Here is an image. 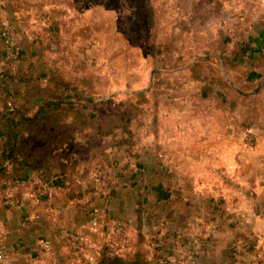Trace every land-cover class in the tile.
Instances as JSON below:
<instances>
[{
	"label": "rangeland",
	"instance_id": "obj_1",
	"mask_svg": "<svg viewBox=\"0 0 264 264\" xmlns=\"http://www.w3.org/2000/svg\"><path fill=\"white\" fill-rule=\"evenodd\" d=\"M0 20L14 49L2 59L0 74L14 76L22 63L36 67L41 80L58 67L72 82L85 76L87 109L119 115L126 125L105 139L110 145L125 138L121 155L132 145L130 158L148 154L155 162L161 128L194 134L205 127L212 134L184 133L192 144L183 159H203L219 175L239 170L264 182V46L234 66L222 59L253 44L264 24V0H0ZM16 52L25 60L19 63ZM202 59L208 80L193 81L189 67ZM210 72L224 84L211 81L204 92ZM150 230L148 224L144 233ZM146 241L149 255L158 257L160 242ZM167 255L176 257L160 256ZM80 264H87L84 257Z\"/></svg>",
	"mask_w": 264,
	"mask_h": 264
},
{
	"label": "crops",
	"instance_id": "obj_2",
	"mask_svg": "<svg viewBox=\"0 0 264 264\" xmlns=\"http://www.w3.org/2000/svg\"><path fill=\"white\" fill-rule=\"evenodd\" d=\"M253 44V50H263L264 24L256 30ZM5 54L0 38L1 65ZM192 131L212 134L205 127ZM184 133L194 135L179 127L161 128L155 162L153 156L141 154L126 158L117 169L91 168L83 177V165L73 168V160L69 164L73 170L64 173L59 158L56 164L46 160L28 169L13 183L0 182V239L7 248L0 264H80L101 242H112L115 223L125 225L127 240L135 237L138 202L151 228L146 240L150 236L160 242L162 252L185 256L186 264H264L261 177L244 176L239 170L219 175L203 159H183L192 144ZM70 148L69 143L63 146ZM220 157L217 163L222 165ZM193 165L209 170L186 169ZM94 206L101 210L100 223L91 229L88 215ZM68 229L84 231L88 242L78 248L66 244L60 233Z\"/></svg>",
	"mask_w": 264,
	"mask_h": 264
},
{
	"label": "trees",
	"instance_id": "obj_3",
	"mask_svg": "<svg viewBox=\"0 0 264 264\" xmlns=\"http://www.w3.org/2000/svg\"><path fill=\"white\" fill-rule=\"evenodd\" d=\"M2 29L3 26H0V33ZM0 38L4 43V39ZM252 50L247 43L238 50L223 55L222 59L226 63L230 61L229 66H234L240 64L244 56L251 57ZM12 51L13 48L5 45L4 57L9 56ZM15 56L19 63L25 60L22 52H16ZM203 60L189 67L191 80H208ZM21 64L14 76L4 72L0 74V182L17 181L28 169L37 168L51 156L63 159L64 173L71 172L77 165H83V177H86L91 168L95 172H102L106 168L117 169L121 161L131 157L132 145L125 148V155L118 153L120 147L126 145L125 138L110 145L105 143L107 137L118 135L117 129L126 131V125L118 123L121 118L119 115H104L87 109L92 102L83 94V86L88 80L85 76L72 82L64 78L62 69L58 67L50 69L46 78L41 80L35 73L36 67L27 65L22 68ZM218 75L210 72V82L202 87L204 92H208V88L212 86L211 81L223 83ZM67 143L71 144L70 150L63 149ZM7 160L6 167H3ZM73 160L75 163L70 168L69 164ZM135 213L136 238L127 240L122 249L110 241L101 242L95 259L87 264H155V256L151 257L146 248L144 230L147 220L144 219L141 202L137 203ZM104 214L107 215L106 211ZM154 249L157 256H160L161 244L155 245Z\"/></svg>",
	"mask_w": 264,
	"mask_h": 264
},
{
	"label": "built area",
	"instance_id": "obj_4",
	"mask_svg": "<svg viewBox=\"0 0 264 264\" xmlns=\"http://www.w3.org/2000/svg\"><path fill=\"white\" fill-rule=\"evenodd\" d=\"M3 35V36H2ZM0 36L3 37L4 42L6 46L9 45L8 43V31H5L2 29ZM8 44V45H7ZM9 48H12L8 46ZM90 213L88 215V228H96L99 226V217L101 210L99 207H91L90 208ZM145 228H148V224L145 223ZM112 243L114 244H120V245H125L127 242V237H126V232H125V227L122 223H115L112 228ZM61 238L63 241L71 245L75 248L81 247L84 244L88 242L87 234L84 231H79V230H62L60 233ZM44 248H48V243L44 242L42 244ZM98 248V247H97ZM97 248H93L92 251H89L85 254V260L87 262H93L95 259V254L97 253ZM6 245L1 241L0 239V262L5 258L6 256ZM176 257H171V256H158L155 258L154 263L155 264H186V257L181 256V255H174Z\"/></svg>",
	"mask_w": 264,
	"mask_h": 264
},
{
	"label": "water",
	"instance_id": "obj_5",
	"mask_svg": "<svg viewBox=\"0 0 264 264\" xmlns=\"http://www.w3.org/2000/svg\"><path fill=\"white\" fill-rule=\"evenodd\" d=\"M3 167H4V165H3Z\"/></svg>",
	"mask_w": 264,
	"mask_h": 264
}]
</instances>
